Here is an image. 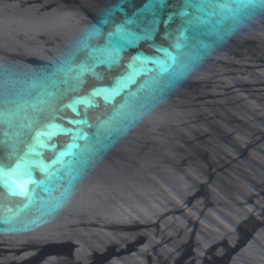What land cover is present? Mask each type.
<instances>
[{"label":"water","instance_id":"1","mask_svg":"<svg viewBox=\"0 0 264 264\" xmlns=\"http://www.w3.org/2000/svg\"><path fill=\"white\" fill-rule=\"evenodd\" d=\"M148 3L0 0V264H264V0Z\"/></svg>","mask_w":264,"mask_h":264},{"label":"snow or ice","instance_id":"2","mask_svg":"<svg viewBox=\"0 0 264 264\" xmlns=\"http://www.w3.org/2000/svg\"><path fill=\"white\" fill-rule=\"evenodd\" d=\"M168 6V0H149V3L146 5L147 10L152 11L154 16H157V8L163 9ZM211 6V0H183V7L179 8L176 12L169 15L168 19L171 21L175 16L185 18L189 17V8H194L198 11H202L205 7ZM159 23L158 19H153L152 24L156 25ZM185 24L190 23L189 20L184 21ZM4 172L3 169H0V174ZM3 178L0 176V184H2Z\"/></svg>","mask_w":264,"mask_h":264}]
</instances>
